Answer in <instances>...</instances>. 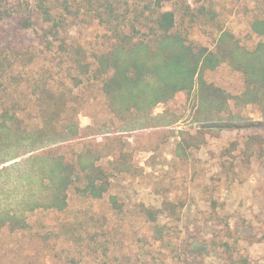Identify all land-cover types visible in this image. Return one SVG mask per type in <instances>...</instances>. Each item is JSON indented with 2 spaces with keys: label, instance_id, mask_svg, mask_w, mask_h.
Returning <instances> with one entry per match:
<instances>
[{
  "label": "trees",
  "instance_id": "1",
  "mask_svg": "<svg viewBox=\"0 0 264 264\" xmlns=\"http://www.w3.org/2000/svg\"><path fill=\"white\" fill-rule=\"evenodd\" d=\"M0 177L13 197L0 202V231H29V215L54 216L56 232L32 234L43 242L64 240L99 257L100 264H127L125 241H140L139 218L148 226L138 246L145 264H176L188 257L198 235L180 229L185 201L164 198L159 208L143 204L126 210L109 195L113 179L136 177L127 134L170 128L180 118L155 113L178 95L194 94L195 124L246 121L251 108L264 119V0L256 5L249 28L261 40L253 47L227 29L214 4L187 0H0ZM74 25L101 27L91 46L69 41ZM196 28L215 34L206 47L191 39ZM226 65L242 79L230 96L209 83L208 73ZM88 96H99L102 115L81 135L78 116ZM237 112L233 113L230 101ZM174 156L187 163L206 142L207 132H177ZM264 157V135L235 140L220 154V174L233 177ZM6 184V183H5ZM3 184V186L5 185ZM79 201L104 202L107 215L71 212ZM204 219L214 229L209 245L225 264H248L247 251L216 202ZM98 259V258H97ZM71 264H78L74 259Z\"/></svg>",
  "mask_w": 264,
  "mask_h": 264
},
{
  "label": "rangeland",
  "instance_id": "2",
  "mask_svg": "<svg viewBox=\"0 0 264 264\" xmlns=\"http://www.w3.org/2000/svg\"><path fill=\"white\" fill-rule=\"evenodd\" d=\"M191 5L213 3L222 12L227 29L242 43L253 47L261 38L253 34L249 28L252 14L261 0H187ZM2 28V25H0ZM69 41L91 46L103 33L97 25H74L68 28ZM191 39L196 43L211 47L215 34L209 30L196 28ZM209 83L225 90L230 96L242 91L241 76L223 65L214 72L208 73ZM87 109L80 112L78 120L81 135L87 133L92 124L91 116L102 115V101L99 96H88ZM194 94L187 97L178 95L174 101L156 108L155 113L169 110L180 118L170 128L138 131L127 134V142L133 154V164L138 169L136 177H118L113 179L109 195L116 196L126 210L133 211L135 206L143 204L151 208H159L164 198H180L186 203L182 213L180 229L185 234L198 235V242L188 251V257L176 264H225L217 251L209 245V240L216 229L204 219L212 212L211 201L216 202V210L224 222L229 224L241 246L247 251L248 264H264V157L253 160L249 168L241 165L237 173L227 178L220 174L219 163L221 152L235 140H242L250 134L264 135V119L255 110H246V121L225 125L213 123L197 125L193 122ZM233 113L237 110L230 101ZM203 128L207 132L205 144L193 152L187 163L180 162L174 156L177 132L183 130L196 131ZM9 180L0 177V202L8 203L13 192L8 190ZM6 183V184H5ZM3 184H5L3 186ZM69 209L88 215L105 214L116 220L107 210V199L104 202L79 201L72 194ZM31 227L23 233L9 234L0 231V264H71L72 259L78 264H100L99 257L92 258L88 252L64 240L46 242L33 238L32 234L41 235L56 232L54 216L45 212L29 215ZM138 231L139 242L125 241L122 253L131 258L127 264H136L131 256H140L138 246L149 244L142 241L143 234H148V226L139 218L134 227ZM137 264H145L138 261Z\"/></svg>",
  "mask_w": 264,
  "mask_h": 264
}]
</instances>
